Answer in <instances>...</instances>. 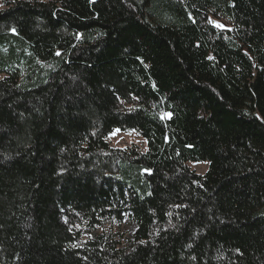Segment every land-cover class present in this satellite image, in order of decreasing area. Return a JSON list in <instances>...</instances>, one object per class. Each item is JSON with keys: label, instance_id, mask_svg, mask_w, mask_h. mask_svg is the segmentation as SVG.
Segmentation results:
<instances>
[{"label": "trees", "instance_id": "trees-1", "mask_svg": "<svg viewBox=\"0 0 264 264\" xmlns=\"http://www.w3.org/2000/svg\"><path fill=\"white\" fill-rule=\"evenodd\" d=\"M0 264H264V0L6 2Z\"/></svg>", "mask_w": 264, "mask_h": 264}, {"label": "rangeland", "instance_id": "rangeland-1", "mask_svg": "<svg viewBox=\"0 0 264 264\" xmlns=\"http://www.w3.org/2000/svg\"><path fill=\"white\" fill-rule=\"evenodd\" d=\"M10 0H0V10L3 8L6 2ZM3 77V76H2ZM117 130V129H116ZM116 130L109 136L108 141L113 148L126 149L133 146L138 147L143 152H146L147 142L141 137L138 132H122ZM190 168L199 175H205L209 171V163H191L189 164ZM78 230H82L83 240H87L90 234L102 235V234H113L117 240L122 241L123 244H127V240L132 239L136 230V224L131 221L129 218L125 219L122 222L117 220H112L104 223V225L97 230L91 231L85 225H78Z\"/></svg>", "mask_w": 264, "mask_h": 264}, {"label": "snow or ice", "instance_id": "snow-or-ice-1", "mask_svg": "<svg viewBox=\"0 0 264 264\" xmlns=\"http://www.w3.org/2000/svg\"><path fill=\"white\" fill-rule=\"evenodd\" d=\"M119 130L117 129L116 132H118Z\"/></svg>", "mask_w": 264, "mask_h": 264}]
</instances>
